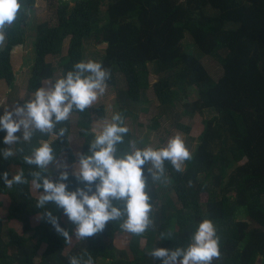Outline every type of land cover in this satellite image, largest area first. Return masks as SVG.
Returning <instances> with one entry per match:
<instances>
[{
    "label": "trees",
    "instance_id": "trees-1",
    "mask_svg": "<svg viewBox=\"0 0 264 264\" xmlns=\"http://www.w3.org/2000/svg\"><path fill=\"white\" fill-rule=\"evenodd\" d=\"M21 1L26 2V7L5 30L6 42L0 48V80L8 85L15 77L11 53L28 39L24 21L35 2ZM45 1H57L56 22L35 29L34 61L25 90L15 93L18 105H23L47 81L54 83L73 70V65L84 59V48L90 41L105 44L99 62L111 71L107 83L120 95V111L143 101L150 88L153 66L160 73L152 85L159 107L167 108L172 98L185 93L180 103L184 109L189 106L202 113V129L194 138L193 158L185 162L183 173L165 162L169 180L166 195L156 188L145 166L154 226L142 236L130 234L132 259H117L111 251L115 234L122 231V221L109 222L103 232L67 248L69 242L43 214L51 210L70 234L75 225L54 204L49 203L46 209L36 207L43 189L34 192L28 174L38 169L24 163L22 156L46 141L52 145L57 160L65 156L69 164L77 163L79 157L73 155L69 143V121L57 125L56 132L67 128L63 138L37 132L31 141L21 140L14 145V150L23 148V153L17 151L9 160L0 153V175L7 171L11 179L15 175L11 167H17L29 180L27 185L8 188L0 179V195L8 197L5 217L19 222L21 228V234L12 228L4 232L0 220V264H68L70 256L84 255L86 259L87 254L93 257L94 264H162V259L148 252L156 247H187L198 224L205 219L214 222L220 236L222 257L213 264H264V0ZM206 7L213 13H206ZM186 37L197 49L194 53L184 48L182 41ZM64 48L65 55L61 57ZM204 55L220 66L214 79L199 60ZM48 56L61 58L55 66L47 61ZM11 92L9 95H14ZM189 96L192 101L187 100ZM72 114L84 126L105 117L104 106L98 101L84 112L73 110ZM5 135L0 131V150L6 148ZM87 140L83 154H88ZM130 142L132 135L128 132L124 143L118 145L117 155L128 151ZM46 174L56 180L60 171L50 165ZM66 183L71 191L84 187L71 175ZM36 215L39 220L33 224ZM168 231L173 233L172 239L161 240L160 234Z\"/></svg>",
    "mask_w": 264,
    "mask_h": 264
},
{
    "label": "clouds",
    "instance_id": "clouds-1",
    "mask_svg": "<svg viewBox=\"0 0 264 264\" xmlns=\"http://www.w3.org/2000/svg\"><path fill=\"white\" fill-rule=\"evenodd\" d=\"M20 0H0V47L5 44V30L13 25L21 14ZM26 11V10H25ZM111 78L110 69L95 60L79 61L66 76L47 83L36 89L29 100L12 110L5 109L0 116V131H6L3 143L10 147L0 150L4 160L16 156L13 145L21 140L31 141L37 133L49 136L65 137L66 127L57 125L69 120L73 110L84 112L99 98L103 97ZM22 131V139L17 133ZM129 128L124 124L120 113L112 115L111 120L103 119L99 126L92 129L94 139L91 141L88 154L79 153L78 161L70 173L67 165L62 167L56 180L47 175L50 165L56 164L57 156L49 142H42L31 150V154L22 156L24 163L35 166L37 171H30L31 187L39 191L37 208L46 209L51 203L63 210V215L75 225L74 236L81 240L92 237L105 230L112 221H122L120 228L127 233L142 236L154 221L151 218L153 204L148 190V177L145 166L153 182H166L165 162H170L177 172L183 173L186 161L191 160L192 153L180 134L171 137L165 146L154 148L149 145L143 149L130 142L131 151L117 155L118 145L124 143ZM84 185L71 191L68 189L69 178ZM0 179L6 187L29 184L24 171H18L9 179L5 171ZM43 217L55 231L63 236L66 243L72 234L59 223V217L46 210ZM161 240L172 239L171 231L162 232ZM148 255L162 259V264H213L222 257L220 236L213 221L205 219L200 222L190 238L187 247L175 250L156 247ZM68 264H94L93 257L87 254L72 255Z\"/></svg>",
    "mask_w": 264,
    "mask_h": 264
},
{
    "label": "rangeland",
    "instance_id": "rangeland-1",
    "mask_svg": "<svg viewBox=\"0 0 264 264\" xmlns=\"http://www.w3.org/2000/svg\"><path fill=\"white\" fill-rule=\"evenodd\" d=\"M66 2L73 3V0H62ZM25 1H21L22 7L25 8ZM57 5V1H53V3H49L45 0H35L32 9H28L27 16L24 21V26L26 27L25 36L28 37L26 39V44L23 47V50H20L17 53V57L14 59V66H15V77L13 80L14 88L11 93L14 95H6L0 90V111L1 116L4 114L5 109L12 110L18 104L16 103L17 91L21 86L24 85L26 82V74L23 73L21 68V58L23 55L24 59V66L27 69V62L29 63L30 58L33 57L34 54V37L36 35V28L40 25H52L56 22L55 18V8ZM206 13H213V11L206 7ZM183 45L186 50L197 51V49L192 46L191 41L186 37L183 39ZM67 44V41L64 43ZM87 45L84 48V59L83 61L87 60H95L98 61L101 59L103 55L102 49L105 48V44L102 45H94L92 42H87ZM66 48V46H65ZM65 48L64 52L61 57L65 55ZM61 57L52 58L47 57V61L51 62L55 66L58 64ZM203 66L206 68L209 76L214 79L220 73V66L216 62L215 59L207 57H201L199 59ZM28 74V72H27ZM160 73H157L153 66L150 67V75H149V82L150 88L144 95V99L141 103H134L128 106L127 111L122 112L119 110V98L118 91L108 86L105 95L99 98L97 101L99 104L104 106L105 117L104 119L111 120V117L115 113H120L124 117V124L129 128V132L132 135V142L135 144L137 148H145L149 145L153 146L154 148H158L161 146H165L167 141L174 137L176 134H180L184 140L186 146L189 148L190 152L193 149V143L195 136L201 131L202 125V113L196 109H191L189 106H186L184 109L183 105L180 103L181 96L184 94L180 92V95L177 97L172 98L171 103L167 105V108H160L157 99L155 98L152 92V85L158 81ZM52 81H47L44 83L43 86H48L47 83ZM120 86V85H119ZM121 87V86H120ZM23 90V89H22ZM16 96V97H15ZM27 97V94L25 95ZM32 96V95H31ZM187 100L192 101L193 97L189 96ZM70 124V135H69V143L72 150V153L75 157H78V154L81 153L83 149L84 142L90 144L91 141L94 139V134L92 133V129L94 127L99 126L102 123V120H97L89 124L88 126L80 125L76 121V117L71 114L69 118ZM183 126V127H181ZM185 127V128H184ZM6 132V131H5ZM18 136L22 139V131L17 133ZM88 137V138H87ZM53 137L50 138L51 141ZM10 147L6 145V148ZM14 149V145L12 146ZM192 148V149H191ZM128 151H131V148H128ZM127 150L125 152H128ZM58 162L53 165L54 171H62L63 168H57L67 165V169L73 171L75 164H69L66 160L65 156H62L60 159L57 160ZM147 168V166H146ZM20 171L17 167H11V172L16 174ZM55 175V174H53ZM166 176V182H155L156 188L161 191V194L166 195L169 189V180ZM31 189L35 192V189L31 187ZM170 199H172V195L170 194ZM163 198V197H162ZM202 199H204V195H202ZM162 203L166 202L165 197L161 200ZM8 205V197L6 195H0V220L2 221L4 232L8 228H12L15 230L17 234H21L20 223L16 220H9L6 219V210ZM151 218H153V210L151 213ZM39 215L34 216L32 218V223H38ZM75 228V227H74ZM72 229V238L69 242L67 248H70L76 244L78 237L74 236ZM130 239V233L124 232L123 230L120 233H116L112 246L111 251L115 255L117 259H132V253L129 249L128 242ZM145 239L142 238L140 240V246H144ZM35 261H37L35 259Z\"/></svg>",
    "mask_w": 264,
    "mask_h": 264
},
{
    "label": "crops",
    "instance_id": "crops-1",
    "mask_svg": "<svg viewBox=\"0 0 264 264\" xmlns=\"http://www.w3.org/2000/svg\"><path fill=\"white\" fill-rule=\"evenodd\" d=\"M6 42V41H5ZM25 44H26V42H25ZM25 44H23V45H20V46H17V47H15L14 48V50L12 51V53H11V65H12V68H13V71H14V75H15V73H16V70H15V66H14V59L17 57V53L20 51V50H23V47H24V45ZM5 45V44H4ZM3 45V46H4ZM2 46V47H3ZM2 47H0V48H2ZM15 57V58H14ZM21 60V68H22V70H23V73H25L26 74V82L24 83V85L23 86H21L19 89H23V90H25V88H26V84H27V80H28V77H29V72H30V67L32 66V64H33V61H34V54H33V57L32 58H30V60H29V63L27 62V69H26V67L24 66V59H23V55H22V58L20 59ZM27 72H28V74H27ZM15 84V83H14ZM14 84H12V85H8L4 80H0V90L4 93V94H6V95H9L10 94V92L12 91V89H13V87H14Z\"/></svg>",
    "mask_w": 264,
    "mask_h": 264
}]
</instances>
